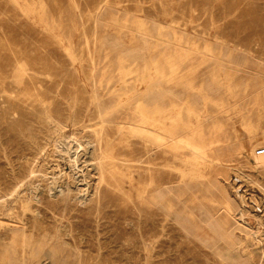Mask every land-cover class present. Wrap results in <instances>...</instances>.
Here are the masks:
<instances>
[{
    "label": "rangeland",
    "instance_id": "rangeland-1",
    "mask_svg": "<svg viewBox=\"0 0 264 264\" xmlns=\"http://www.w3.org/2000/svg\"><path fill=\"white\" fill-rule=\"evenodd\" d=\"M157 66L212 83L222 142L153 158L131 106L101 120ZM0 93V264H264V0H0Z\"/></svg>",
    "mask_w": 264,
    "mask_h": 264
},
{
    "label": "bare ground",
    "instance_id": "bare-ground-1",
    "mask_svg": "<svg viewBox=\"0 0 264 264\" xmlns=\"http://www.w3.org/2000/svg\"><path fill=\"white\" fill-rule=\"evenodd\" d=\"M119 41V40H118ZM219 45V44H218ZM104 49V48H103ZM191 49V48H190ZM194 49V48H192ZM195 50V49H194ZM199 50V49H198ZM209 50V49H208ZM181 51V50H180ZM126 52V51H125ZM183 52V51H181ZM180 52V53H181ZM196 52V51H195ZM177 53V52H176ZM199 53V52H198ZM113 54V53H112ZM149 54V53H148ZM178 54V53H177ZM195 54V53H194ZM171 57H173V54ZM169 55V56H170ZM184 55V54H183ZM191 55V54H190ZM193 55V54H192ZM211 56V54H209ZM112 56V55H111ZM199 56V55H198ZM128 59L131 61L135 62L136 56L134 53H132L130 51V54H128ZM156 57V56H155ZM179 57V56H178ZM177 57V58H178ZM188 57H190L188 55ZM194 57V56H193ZM192 57V58H193ZM204 57V56H203ZM209 57V56H208ZM233 57V56H232ZM176 58V59H177ZM187 58V57H186ZM196 58V57H194ZM205 58V57H204ZM214 58V57H213ZM108 59V58H107ZM179 59V58H178ZM190 59V58H189ZM198 59V58H197ZM206 59V58H205ZM211 59V58H210ZM216 59V58H215ZM231 59V58H230ZM229 59V60H230ZM175 60V59H174ZM182 60H185L184 57H182ZM171 61V60H170ZM169 61V62H170ZM207 61V59H206ZM210 61V60H209ZM208 61V63H209ZM212 61V60H211ZM233 61V60H232ZM174 62V61H173ZM191 62V59L190 61ZM195 62V61H194ZM237 62V61H236ZM239 62V60H238ZM218 63V62H217ZM173 63H170V66ZM206 64V63H205ZM211 64V63H209ZM214 64V63H213ZM231 64V63H230ZM236 64V63H235ZM200 65V64H199ZM219 65V64H217ZM232 65V64H231ZM234 65V64H233ZM198 66V64H197ZM203 66V65H202ZM207 66V65H205ZM204 66V67H205ZM230 67V65H228ZM246 66V65H245ZM244 66V67H245ZM252 66V65H251ZM140 67V66H139ZM201 67V66H200ZM199 67V68H200ZM209 67H214L213 65L209 66ZM225 67V66H224ZM233 67V66H232ZM120 68V67H119ZM151 68V67H150ZM190 68V67H189ZM193 68V67H192ZM235 68V66H234ZM238 68V67H237ZM114 69V68H113ZM259 69V68H258ZM176 70V69H175ZM198 70V69H196ZM234 70V69H233ZM235 70H237L235 68ZM234 70V71H235ZM154 75L150 76V74L148 73L147 75H144L141 79H137L136 82L134 83V85L132 87H130L128 90H123L121 92V94L126 95V99L123 100L124 102L120 101V102H113L111 103L109 101L108 103H103L104 105H101V103H99V116L101 118V120L105 121H109L111 122V118L112 116H114L117 112L120 111V109L122 108V106H131L132 111L131 114H133V112H135V114H138V121H135V123L137 122V129L139 131V139H141L143 141V144L146 146L147 152L150 151V155L153 158H157L160 155H164L168 156L169 155V151L171 146H179V147H187L190 148L189 151L191 149H193L194 151H201V153H206L205 151L203 152L204 149L212 147L214 144H219L220 142H222V140L219 138V136H217V131H218V126L216 125L217 122H213L212 118L213 116L210 114L209 110H208V105L212 104L215 106V102L217 100L214 101V97L213 94L215 93L214 88L212 87V83L210 82H203L201 83L199 86H194L192 84V80L188 81V84L186 86V88H184V92L182 91H175L171 88H166L163 85V76L164 73L162 71V69L160 67H156L154 70ZM239 71V70H238ZM197 72V71H196ZM211 72V70H210ZM232 72V71H231ZM237 72V71H235ZM120 73V72H119ZM143 73V72H142ZM175 73V72H174ZM121 74V73H120ZM194 74V73H193ZM142 75V74H141ZM171 75V74H170ZM175 75V74H174ZM196 74H194L193 76H195ZM190 77V76H189ZM221 77V76H220ZM107 78V77H106ZM166 78V77H165ZM164 78V79H165ZM192 78V76H191ZM196 78V76H195ZM190 79V78H189ZM205 79V78H204ZM203 79V80H204ZM195 80V79H194ZM193 80V81H194ZM197 80V79H196ZM186 81V80H185ZM212 81V80H211ZM195 82V81H194ZM213 82V81H212ZM97 83V82H96ZM167 83V81L165 82ZM200 83V82H199ZM136 85L141 84L143 85V87L140 90L136 89ZM196 84V83H194ZM228 84V83H227ZM230 84V82H229ZM228 84V85H229ZM106 86V85H105ZM229 86H233V85H229ZM225 88L226 85H225ZM243 89V88H242ZM241 89V90H242ZM245 89V88H244ZM227 90V89H226ZM234 90V89H232ZM238 90V89H237ZM231 91V90H230ZM245 91V90H243ZM93 92V91H92ZM226 92V91H225ZM232 92V91H231ZM230 92V93H231ZM236 92V91H235ZM234 92V93H235ZM114 93V92H113ZM238 93V92H237ZM245 93V92H243ZM242 93V94H243ZM249 93V92H248ZM1 94V93H0ZM117 94V93H116ZM114 94V95H116ZM226 94V93H225ZM241 94V95H242ZM229 95V94H228ZM227 95V96H228ZM234 95V94H233ZM232 95V96H233ZM249 95V94H248ZM104 96V95H103ZM235 96H237L235 94ZM114 97V96H113ZM216 97V94H215ZM238 97V96H237ZM240 97V96H239ZM242 97V96H241ZM245 96L243 95L242 98H244ZM122 98V96H121ZM236 98V97H235ZM98 99V98H97ZM116 99V98H115ZM216 99V98H215ZM221 98H219L218 100L220 101ZM226 99V98H225ZM233 99V98H232ZM238 99V98H237ZM121 100V99H120ZM119 101V100H118ZM222 101V100H221ZM227 101V100H226ZM229 101V100H228ZM240 101V100H239ZM100 102V101H99ZM102 102V101H101ZM235 102V99H234ZM225 103V101H224ZM229 103V102H228ZM237 103V102H236ZM231 104V103H229ZM234 105V103H233ZM96 106V105H95ZM228 106V105H227ZM216 107V106H215ZM225 107V106H224ZM230 107V106H229ZM239 107V106H238ZM220 109V107H219ZM244 109V108H243ZM242 109V110H243ZM124 110V109H123ZM134 110V111H133ZM222 110H225L224 112H226V107L225 109L222 108ZM238 112H241V109H237ZM127 111V110H126ZM252 112H255L253 110H251ZM215 112V111H214ZM211 112V113H214ZM221 112V111H220ZM228 113H230L229 111H227ZM237 112V113H238ZM244 112V111H243ZM243 112H241L240 114H242ZM236 113V112H235ZM247 113V112H246ZM259 113V112H258ZM121 114V113H120ZM119 114V115H120ZM128 114V113H127ZM218 114V113H216ZM223 114V113H222ZM232 114V113H231ZM230 114V115H231ZM250 114V113H248ZM253 114V113H252ZM257 114V113H256ZM123 115V114H122ZM220 115V114H219ZM226 115V114H225ZM235 115V114H234ZM239 115V114H238ZM243 115V114H242ZM232 116V115H231ZM253 116H257V115H253ZM262 116V115H261ZM120 117V116H119ZM124 118V115L122 116ZM227 117H229L227 115ZM235 117V116H234ZM241 117V115L239 116ZM243 117V116H242ZM250 117V115L248 116ZM114 118V117H113ZM121 118V117H120ZM122 118V119H123ZM220 118V117H219ZM226 118V117H225ZM230 118V117H229ZM238 118V116L236 117ZM244 118V117H243ZM251 118V117H250ZM260 117L258 116V119ZM137 119V118H136ZM221 119V118H220ZM249 119V118H248ZM257 119V120H258ZM121 120V119H120ZM127 120V119H126ZM209 120H211L210 122H208ZM229 120V119H228ZM232 120V119H231ZM246 120V119H245ZM250 120V119H249ZM248 120V121H249ZM256 120V119H254ZM105 121V122H107ZM132 121V120H129ZM219 121V120H218ZM234 122L236 120H233ZM231 121V122H233ZM241 121H243L241 119ZM208 122V123H207ZM253 122V121H252ZM261 122V121H260ZM101 123V122H100ZM117 123V122H116ZM119 123V122H118ZM128 123V122H127ZM212 125H211V124ZM248 123V122H247ZM258 123V121H257ZM125 124V123H124ZM130 124V123H129ZM209 124V125H207ZM214 124V125H213ZM218 124V123H217ZM221 124V123H220ZM233 124V123H232ZM250 124V123H248ZM100 125V124H99ZM102 125V124H101ZM105 125V124H104ZM211 125V126H210ZM230 125V124H229ZM243 125V124H242ZM261 125V123H260ZM124 126V125H122ZM222 126V125H221ZM231 126V125H230ZM109 127V126H108ZM112 127V125H111ZM116 127V125H115ZM131 129V128H130ZM220 129V128H219ZM226 129V128H225ZM230 129V127L228 128ZM234 129V128H233ZM236 130V128L234 129ZM233 130V131H234ZM133 131V130H132ZM224 131V130H223ZM226 131V130H225ZM237 131V130H236ZM230 132V131H229ZM235 132V131H234ZM233 132V133H234ZM257 132V131H256ZM222 133V132H221ZM236 133V132H235ZM103 134V133H102ZM223 134V133H222ZM221 134V135H222ZM230 134V133H229ZM238 133H236L237 135ZM235 135V138L238 136ZM240 135V134H239ZM210 136V137H209ZM221 137V136H220ZM253 137V136H252ZM236 138V139H237ZM258 138V137H257ZM230 141V138H227ZM249 139V138H248ZM140 141V140H139ZM225 141V139H224ZM223 141V142H224ZM252 141V139H251ZM228 142V141H227ZM237 142V141H236ZM119 143V142H118ZM230 143V142H229ZM232 143V142H231ZM252 143V142H251ZM242 144V142H241ZM227 145V144H226ZM244 145V144H243ZM101 146V145H100ZM224 146V145H223ZM232 145H230L229 147H231ZM235 146V145H234ZM233 146V147H234ZM252 146L250 148L249 153L252 154L255 151V144L254 145H250ZM262 146V145H261ZM115 147V146H114ZM236 147V146H235ZM215 148V147H214ZM224 148V147H223ZM229 148V149H230ZM178 149V148H177ZM218 149V148H216ZM225 149H227V147H225ZM236 149V148H235ZM261 149V148H260ZM172 150V149H171ZM176 150V149H175ZM182 150V148H181ZM207 150V149H206ZM210 150H214L213 148ZM222 150V147H221ZM220 150V152H221ZM240 150V149H239ZM188 151V152H189ZM209 151V149H208ZM216 151V150H214ZM213 151V152H214ZM218 151V150H217ZM225 151V150H224ZM185 152V151H184ZM183 152V153H184ZM264 152V151H262ZM115 153V152H114ZM174 153V152H173ZM182 153V152H181ZM199 153V152H198ZM219 153V152H218ZM38 154V153H37ZM42 154V153H41ZM191 154V153H190ZM194 154V153H193ZM197 154V153H196ZM200 154V153H199ZM210 154V153H208ZM228 154V153H227ZM185 155V154H184ZM218 155V154H217ZM239 155V154H238ZM180 156V155H179ZM190 156V155H189ZM192 156V155H191ZM194 156V155H193ZM200 156V155H199ZM207 156V155H206ZM209 156V155H208ZM207 156V157H208ZM215 156V155H214ZM213 156V157H214ZM221 156V155H220ZM255 156V155H254ZM150 157V156H149ZM201 157V156H200ZM205 157V161L206 158ZM225 157V156H224ZM230 157V156H229ZM257 157V156H256ZM163 158V157H162ZM172 158V157H171ZM187 159V157H185ZM184 158V160H185ZM190 158V157H189ZM195 158V156H194ZM202 158V157H201ZM204 158V157H203ZM203 158L201 160H203ZM252 158V157H251ZM258 158V157H257ZM141 159V158H140ZM175 159V158H174ZM177 159V158H176ZM196 159V158H195ZM208 159V158H207ZM211 159V158H209ZM216 160H218L219 158H215ZM160 160V158L158 159V161ZM183 160V161H184ZM191 160V158H190ZM194 160V159H193ZM199 160V159H198ZM259 160V158H258ZM157 161V162H158ZM176 161V160H175ZM257 161V160H256ZM264 161V160H262ZM155 162V161H154ZM174 162V161H173ZM187 162V161H186ZM194 162V161H193ZM197 163V161H195ZM194 162V163H195ZM217 162V161H216ZM224 162V160H223ZM226 162V161H225ZM185 163V162H183ZM190 163V162H189ZM187 163V164H189ZM192 163V162H191ZM192 163V164H194ZM200 163V162H199ZM204 163V162H203ZM218 163V162H217ZM222 163V162H221ZM246 163V162H244ZM262 163V162H261ZM99 164V163H98ZM152 164V163H151ZM168 164V163H167ZM170 164V163H169ZM177 164V163H176ZM206 164V163H205ZM210 165H212L211 163H209ZM206 164V165H209ZM220 164V163H219ZM228 164V163H227ZM161 165V163L159 164ZM164 165V163H163ZM191 167V164H189ZM202 165V164H201ZM204 165V164H203ZM206 165L204 166L206 168ZM99 169L102 172L103 170V166L100 163L99 165ZM188 166V165H187ZM257 166V165H256ZM167 167V166H166ZM177 167V166H176ZM180 167V166H179ZM201 167V166H200ZM169 168V167H168ZM189 168V166H188ZM196 168V167H195ZM198 168V165H197ZM203 168V167H202ZM204 168V169H205ZM252 168V167H251ZM120 169V168H119ZM138 169V168H137ZM176 169V168H175ZM46 170V169H45ZM150 170V169H149ZM148 170V171H149ZM154 170V168H153ZM189 170H191L189 168ZM201 170V169H199ZM240 170V169H239ZM144 171V170H143ZM146 170V172H148ZM198 172V170H196ZM151 172V171H150ZM191 172V171H189ZM194 172V171H192ZM200 172V171H199ZM158 173V171H156V174ZM203 173V172H202ZM143 174V172H142ZM151 174V173H149ZM195 174H197L195 172ZM257 174V173H256ZM170 175V174H169ZM222 175V174H221ZM43 176V175H42ZM204 176V175H203ZM203 176H201L203 178ZM241 176V175H240ZM167 177V176H166ZM199 177V179L201 178ZM206 177V176H204ZM228 177V176H227ZM238 177V176H237ZM102 179V177H101ZM149 179V178H148ZM256 179V178H255ZM151 180V179H150ZM202 180V179H201ZM204 180V179H203ZM179 182V181H178ZM204 182V181H203ZM150 183V182H149ZM215 183V182H214ZM178 184V183H177ZM142 185V184H141ZM140 185V186H141ZM218 186V185H217ZM157 187V186H156ZM165 187V186H164ZM216 187V185H215ZM186 189V188H185ZM235 189V188H234ZM205 191V190H204ZM220 191V189H219ZM68 192V191H67ZM180 192V191H179ZM190 192V191H189ZM237 192V191H236ZM246 192V191H245ZM143 193V192H141ZM184 193V192H183ZM208 193V192H207ZM233 193V192H232ZM140 194V193H139ZM229 194V193H228ZM144 197V196H143ZM191 197V196H190ZM222 197V196H221ZM228 198V196H227ZM229 199V198H228ZM225 199V203L224 208H226V210L229 212L230 209H232V205L230 204L231 202ZM239 199V198H238ZM243 199V198H242ZM152 202L154 203V201L156 202L157 199L153 196L152 197ZM30 201V200H29ZM25 203V202H24ZM168 203V202H167ZM185 203V202H184ZM155 205V204H154ZM166 205V204H165ZM171 205V204H170ZM179 205V204H178ZM246 205V204H245ZM157 206V205H156ZM28 207V206H27ZM193 207V206H192ZM174 208V207H173ZM186 208V207H185ZM149 209V208H148ZM257 209V208H256ZM171 210V209H169ZM196 210V209H195ZM168 211V210H167ZM225 211V209H224ZM231 211V210H230ZM181 212V211H180ZM211 214V213H210ZM231 215V213H230ZM234 215V214H233ZM248 215V214H247ZM183 217V216H182ZM253 218V217H252ZM215 219V218H214ZM234 219V218H233ZM226 221V220H225ZM256 221V220H255ZM229 223V222H228ZM23 224V222H22ZM21 224V225H22ZM210 224V223H207ZM7 226V225H6ZM194 227V226H193ZM208 227H211L208 225ZM18 228V227H17ZM20 229V228H18ZM27 229V227H26ZM23 229V230H26ZM227 229V228H225ZM14 230V229H13ZM17 230V229H16ZM21 230V229H20ZM182 230V229H181ZM194 231V230H193ZM222 233V232H221ZM230 233V232H229ZM244 233V232H243ZM204 234V233H203ZM30 235V234H28ZM31 236V235H30ZM29 236V238H30ZM23 237H25L23 235ZM27 237V236H26ZM201 237V236H200ZM216 237V236H215ZM51 240V239H50ZM58 240V239H57ZM46 241V240H45ZM45 241L43 242L45 245ZM54 241V240H53ZM56 241V240H55ZM61 241V240H60ZM38 242V240H37ZM52 242V241H51ZM235 242V241H234ZM239 242V241H238ZM237 242V243H238ZM61 243V242H60ZM69 243V242H68ZM260 243V242H259ZM64 244V243H63ZM66 244V243H65ZM257 244V243H256ZM1 245V244H0ZM226 245V244H225ZM52 246V245H51ZM35 247V246H34ZM61 247V246H60ZM65 247V246H64ZM3 248V247H2ZM261 248V247H260ZM60 249V248H59ZM70 249V248H69ZM146 249V248H145ZM148 249V248H147ZM36 250V249H35ZM26 251V250H25ZM58 251V250H57ZM61 251V250H60ZM223 251V250H222ZM230 251V250H229ZM236 251V249H235ZM37 252V251H36ZM24 254V253H23ZM42 255V253H40ZM37 255V253H36ZM53 255V254H52ZM26 256V254L24 255ZM31 256V255H30ZM33 256V255H32ZM35 256V255H34ZM43 256V255H42ZM49 256V255H48ZM230 256V255H229ZM44 257V256H43ZM27 258V256H26ZM25 259V257H24ZM28 259V258H27ZM41 258H39L38 260L40 261ZM55 259V258H54ZM23 260V259H22ZM37 260V261H38ZM43 260V259H42ZM27 260H25L26 262ZM53 261V260H52ZM52 261H50L52 263ZM20 261H18L19 263ZM30 262V261H29ZM46 262V261H45ZM44 262V263H45ZM33 264L35 262H32ZM42 263V262H41ZM40 263V264H41ZM63 263V262H62ZM24 264V263H23ZM28 264V263H27ZM226 264V263H225ZM228 264V263H227Z\"/></svg>",
    "mask_w": 264,
    "mask_h": 264
}]
</instances>
